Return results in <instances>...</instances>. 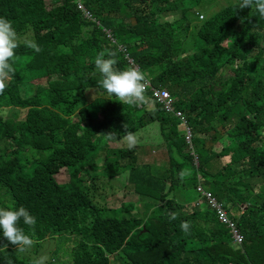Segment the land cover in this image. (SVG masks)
Instances as JSON below:
<instances>
[{
	"label": "trees",
	"instance_id": "trees-1",
	"mask_svg": "<svg viewBox=\"0 0 264 264\" xmlns=\"http://www.w3.org/2000/svg\"><path fill=\"white\" fill-rule=\"evenodd\" d=\"M239 3L0 0V17L21 41L0 95V207L24 206L36 217L34 229L18 225L35 241L24 252L0 231V264L45 256L48 264H264V191L255 192L256 182L264 186V90L251 79L264 17ZM103 50L117 53V69L144 72L147 105L124 106L101 87L94 61ZM163 92L160 103L154 93ZM9 109L26 115L11 119ZM152 123L164 145L159 163L136 155L139 142L135 151L119 148L126 131ZM63 169L66 183L56 179ZM119 178L124 188L99 194ZM128 187L155 205L108 208Z\"/></svg>",
	"mask_w": 264,
	"mask_h": 264
},
{
	"label": "clouds",
	"instance_id": "clouds-1",
	"mask_svg": "<svg viewBox=\"0 0 264 264\" xmlns=\"http://www.w3.org/2000/svg\"><path fill=\"white\" fill-rule=\"evenodd\" d=\"M246 7L250 9L254 8L260 16L264 17V0H240L238 8L244 9ZM201 18H203V16H201ZM20 43L21 41L13 26V22L5 17H0V95L5 94L9 80L15 75V69L12 67L10 61L15 57L16 49L20 46ZM23 43L26 47L37 52L40 50L35 40L26 39ZM94 63L102 77L100 85L109 96H115L123 105L128 104L138 106L145 102L146 77L143 71L134 66L127 67L123 70L117 69L115 67L118 63L117 53L110 50L100 51L96 55ZM158 94L161 100H156L160 103L168 98L167 94L164 92ZM9 110L21 111L15 109ZM178 116H183V113H179ZM9 118L15 119L16 117ZM124 127L126 129L125 125ZM104 134L106 140L113 138L112 133ZM124 138L126 139L129 148L135 146L137 143V137L134 132L126 131ZM223 159L227 160L228 157L219 160ZM181 179H183V173H181ZM263 191L264 186H262V181L259 180L256 182L255 192L263 193ZM245 209L246 207L242 206V211ZM241 213L242 212H239V214ZM175 218L176 216L174 213L170 215V219ZM21 220L30 229H34L36 217L30 214L24 206H20L19 208L0 207V231H2L3 237L10 244L14 245L17 251L24 252L31 248L35 241L29 234L25 233L23 228L18 226ZM182 227L187 230L189 225L185 222ZM234 240L239 244L244 242L242 231H236ZM6 247L7 245H5V248ZM37 264H43V260L38 261Z\"/></svg>",
	"mask_w": 264,
	"mask_h": 264
},
{
	"label": "rangeland",
	"instance_id": "rangeland-1",
	"mask_svg": "<svg viewBox=\"0 0 264 264\" xmlns=\"http://www.w3.org/2000/svg\"><path fill=\"white\" fill-rule=\"evenodd\" d=\"M47 5L48 7H51L52 4L49 3V1H47ZM206 7V6H205ZM205 7L202 9V11L205 13L204 16H210L212 15V13L210 14V10L206 9ZM210 15H207V14ZM166 18H172L175 19V15L173 14H167L165 15ZM196 24H198V22H196ZM110 38H112V36H110ZM264 45V40L261 41V47ZM261 49H259V51L257 50L256 52H254L251 55V61L252 62H257L258 63V70L256 75H254V77H251V79H255L257 82V88L256 89H261L264 90V52H262L261 54ZM226 76H233L230 75V73H228L227 71L225 72ZM149 99H145V102H143L144 105H147L149 103ZM124 106H132V105H128V104H124ZM133 107V106H132ZM7 115L9 117H17L19 120L24 119L25 115H26V111L25 110H21V111H13V110H9V112L7 113ZM235 120V117H234ZM95 121V120H94ZM264 125V124H263ZM263 125L259 126L256 125L254 127V130L257 132L258 137H262L263 136ZM102 127V125H100ZM100 127V129H101ZM190 132L193 134L194 130H190ZM137 137V142H139L140 144L143 145V150L141 151V149L138 146V149L136 150V155L142 157V160L144 163H148L151 162L152 160H158L159 158V154L165 151H160V146H164L163 142H162V138L160 136L159 133V128L157 123H152L146 127H144L143 129H141L138 134H136ZM248 140V139H246ZM243 141V140H241ZM210 145V144H209ZM109 146H111V148H114V144H110ZM119 148H124L125 150L127 149H131L132 151H135V146L129 148L128 143L126 141L125 138H122L121 141L118 143ZM214 148L216 151L221 149V145L220 144H215ZM48 154L46 155L45 161L48 158ZM164 157V156H163ZM44 161V162H45ZM30 162V159H29ZM220 162H226V159L223 160H219ZM157 163H159V161H157ZM80 167L83 166V164H78ZM68 175L70 176V174L68 173V170L63 169L61 170V172L56 175V179L57 181H59L60 183H66L68 181ZM80 185L79 187H83L82 189H85L86 186V178L82 177V179H80ZM106 183V188L105 190L103 189V187L100 189L99 194L102 195L104 193H109L114 190L116 191L117 188H124L125 187V179L123 178H119L118 180H116L114 183L110 184L108 183V179H106L105 181ZM112 188V189H111ZM124 193L121 195H116L113 198H109L108 199V208H112V209H118L120 208L122 205H128V204H132L133 206H141L142 203H148L149 208L152 207L153 205H155V203H151L148 202L146 199L144 198H140V196H138L131 187L125 188ZM187 195H188V201H193L196 199V193L193 191V189H189L187 191ZM180 202H184L183 200H179ZM136 204V205H134ZM131 214L133 215L134 212L132 211ZM47 243L44 244V246ZM63 243L62 242H57L55 244V248L58 246H61ZM51 250V249H50ZM50 250H48V254L50 252ZM43 260V264H48V256H45L43 258H40ZM119 264V263H117Z\"/></svg>",
	"mask_w": 264,
	"mask_h": 264
},
{
	"label": "built area",
	"instance_id": "built-area-1",
	"mask_svg": "<svg viewBox=\"0 0 264 264\" xmlns=\"http://www.w3.org/2000/svg\"><path fill=\"white\" fill-rule=\"evenodd\" d=\"M154 97L157 99V100H161V98H160V96H159V94L158 93H154Z\"/></svg>",
	"mask_w": 264,
	"mask_h": 264
}]
</instances>
